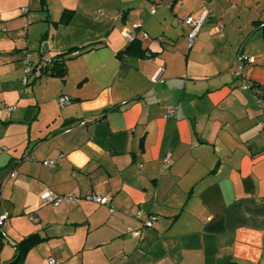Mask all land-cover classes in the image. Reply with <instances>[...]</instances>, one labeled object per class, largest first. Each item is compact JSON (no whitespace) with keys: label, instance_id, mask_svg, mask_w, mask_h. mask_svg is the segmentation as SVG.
Instances as JSON below:
<instances>
[{"label":"crops","instance_id":"obj_1","mask_svg":"<svg viewBox=\"0 0 264 264\" xmlns=\"http://www.w3.org/2000/svg\"><path fill=\"white\" fill-rule=\"evenodd\" d=\"M37 1L0 0V264L33 232L17 264H264V0H63L62 78L28 51Z\"/></svg>","mask_w":264,"mask_h":264},{"label":"built area","instance_id":"obj_2","mask_svg":"<svg viewBox=\"0 0 264 264\" xmlns=\"http://www.w3.org/2000/svg\"><path fill=\"white\" fill-rule=\"evenodd\" d=\"M158 6L159 5H154L153 9L150 12L154 13L155 8L158 7ZM21 12L26 13L27 12V8L26 7H21ZM207 14H208V10L205 9L197 17L188 16V17H185L184 19L180 20V22L184 23L186 26L189 27V32L186 34V41H187V44L189 46L192 44L193 40L195 39L196 33H197L198 29L201 27L202 23L204 22L205 17L207 16ZM217 30H221V27L218 26ZM133 31H135V30H133ZM133 31H124L123 36H124L126 41H132V40L135 39V35H134ZM141 34L142 35H146L143 32H141ZM235 58L238 61H240V62L252 61L251 57L248 56V57L245 58L241 54H237ZM20 62H21V70L23 72V76L21 78V81H22L23 84H26L28 82V73L30 72V69H31L29 54L25 53L21 57V61ZM48 64H50L49 63V59L48 60L40 59L38 61L39 68L40 67L44 68ZM160 72H161V70L159 69V70H157V72L154 75H152V77H151V82L152 83H155V82L158 81V77H159ZM240 73H241V68H239L235 74L239 75ZM246 87H247L246 85L243 86V88H246ZM68 102H69V99L65 95H62V96H60L58 98V105L60 107L67 105ZM175 108L176 107L173 106V105L167 106V114L168 115H173L175 113ZM8 110L9 111L12 110V107H8ZM170 155H171L170 152H167L162 157V159H161L162 166H165L168 163ZM42 163L44 165H46V166H49V167H53L55 165V161L51 160V159H44L42 161ZM10 176L11 177L14 176V172H11ZM73 196H75V195H72V197ZM91 199L94 200V201H97V202H102V203L106 202L105 198H100L97 195L91 196ZM58 200H59L58 195L53 193V192H50V191H47V192L43 193L41 195V198H40L41 204H53V205H55ZM262 203L264 204V199H263ZM112 210L113 209L110 208V211H112ZM6 219H7V214L6 213L0 214V237L1 238L5 236V233L2 230V225L5 223ZM154 220H155V216L154 215H149L144 220V226L151 227ZM129 231L134 236H137L139 234L138 230L129 229ZM48 262H49V264H53L54 263V259L51 258V259H49Z\"/></svg>","mask_w":264,"mask_h":264},{"label":"rangeland","instance_id":"obj_3","mask_svg":"<svg viewBox=\"0 0 264 264\" xmlns=\"http://www.w3.org/2000/svg\"><path fill=\"white\" fill-rule=\"evenodd\" d=\"M62 2L63 0H44V3L41 4L40 0L37 1L38 7L33 10L37 14V19L32 20V25L36 23L39 24V38L37 39V41L34 42V45L32 47L30 46V49L28 50L32 57L31 59L32 61H36L37 59L36 55L38 53H39V58L44 55L43 58H40V59L48 58L49 51L47 52L45 51L46 53L42 52L43 46L45 44L48 45L47 42L44 41L47 35L44 38H42V35L48 32V26L58 25L56 21L62 18L65 13H67V12L63 13L66 7L63 6ZM30 9L32 8L30 7ZM65 11H68V10L65 9ZM53 17L57 19L54 20ZM31 75L32 73L29 76Z\"/></svg>","mask_w":264,"mask_h":264},{"label":"trees","instance_id":"obj_4","mask_svg":"<svg viewBox=\"0 0 264 264\" xmlns=\"http://www.w3.org/2000/svg\"><path fill=\"white\" fill-rule=\"evenodd\" d=\"M41 2L44 3V0H41ZM65 12H68V11H65V9H64L63 13H65ZM67 14L68 13H65L64 16L58 20V22L65 23L66 19L68 18ZM44 36H45V33L42 35V38H44ZM96 42H98V41H96ZM96 42L87 43L85 45L78 47L80 49L79 51L87 50L92 46H96L94 44ZM74 50L75 49H69L67 51H63V52L61 51L60 53L57 52L54 56L51 57V59H49L50 64H48L44 68L40 67L39 70H41L42 74H45V75L49 74V75L57 76V77H61V78L64 77L67 74V63L65 62L66 58L63 56L73 52ZM79 51H77V52H79ZM37 238H42L38 235L37 232L30 233V234L26 235L25 237H23L16 244L17 247L19 248V250H21V247H22V250H21L22 252L18 256V258H17V255H15L12 260L6 262L5 264H17L18 261L20 262L21 256H22V253L24 252V250L27 247L32 246V244H34L37 241L36 240ZM228 264H233V263H228ZM234 264H237V263H234Z\"/></svg>","mask_w":264,"mask_h":264},{"label":"water","instance_id":"obj_5","mask_svg":"<svg viewBox=\"0 0 264 264\" xmlns=\"http://www.w3.org/2000/svg\"><path fill=\"white\" fill-rule=\"evenodd\" d=\"M46 50H47V45L45 44V45L43 46L42 52H45Z\"/></svg>","mask_w":264,"mask_h":264}]
</instances>
